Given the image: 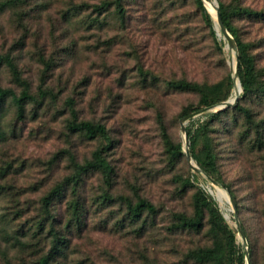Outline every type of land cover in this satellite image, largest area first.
I'll list each match as a JSON object with an SVG mask.
<instances>
[{"label":"rangeland","instance_id":"374dc122","mask_svg":"<svg viewBox=\"0 0 264 264\" xmlns=\"http://www.w3.org/2000/svg\"><path fill=\"white\" fill-rule=\"evenodd\" d=\"M214 1L232 11L264 82V0ZM212 28L216 39L195 0H0V54L12 58L34 98L22 120L10 98L0 109V264H34L48 254L52 264H197L189 253L212 247L208 216L199 230L181 221L193 217L198 188L236 247L264 264V96L241 102L247 114L233 109L237 101L212 120L225 109L185 124L187 132L209 121L219 184L233 194L246 247L232 205L220 208L184 152L168 153V143L183 151L179 114L199 101L179 82L222 83L219 96L232 97L230 50L213 19ZM0 88L20 93L3 66ZM68 99L76 120L104 126L106 139L68 130ZM97 150L109 178L97 170L77 175L76 164ZM139 199L155 210L133 220L128 209Z\"/></svg>","mask_w":264,"mask_h":264},{"label":"trees","instance_id":"16d2710c","mask_svg":"<svg viewBox=\"0 0 264 264\" xmlns=\"http://www.w3.org/2000/svg\"><path fill=\"white\" fill-rule=\"evenodd\" d=\"M195 1L200 10L203 21L211 29L212 35L214 39H216L210 15L207 13L201 0ZM217 4L220 11L221 21L229 34L233 37L238 50V79L241 84L242 92L238 99L237 106L233 109L241 110L247 114V111L242 110V107L240 106L241 102L258 94L264 96V82L258 80L260 74L256 70L254 58L249 53V47L240 39L237 29L232 24V11L221 2H218ZM107 6L106 3H103L99 6V10L102 11V9L107 8ZM1 66L6 68L12 82L20 88V93L17 95L12 90L0 88V109L6 102V99L10 98L15 106L16 118L22 120L24 118L26 104L34 99L29 93V85L22 78L19 69L8 54H0V67ZM177 88L179 90L195 92L199 95L198 106L196 108L191 106L183 108L179 114L182 118L191 115L192 112L199 109L222 103L228 98L227 95L224 97L219 96L223 88L222 83H217L213 86H199L196 83L179 82ZM38 91L41 97H45L48 93V88L45 87L44 89L41 87ZM66 104L72 116V121L69 122L67 126L70 132L83 134L89 139L107 138V131L104 126L86 121L78 122L76 120L74 101L72 99H68ZM226 110L227 109L210 115L208 119L212 120L226 112ZM208 119L198 124L194 130H187L189 151L192 159L207 175L212 177L218 183H222L218 176L211 139L206 136L209 124ZM201 138L202 146L201 149L197 151L196 147ZM261 144L262 143L260 142V145ZM182 152L179 143L175 145L168 143V153L171 158L177 159L181 157ZM75 167L77 169V175L97 170L100 171L104 179H108L112 172L109 163L103 157L102 152L98 150L93 153L92 160L87 161L82 165L76 164ZM229 192L233 195L230 190ZM235 205L238 209L237 204ZM154 210V207L150 203L141 199H139L133 206H129L128 209L129 215L133 220L139 219L141 214L145 211L151 213L154 212ZM205 213L208 216L212 247L190 252L189 257L191 260L197 264H244L245 255L243 251L235 245V234L229 230L217 205L204 193L203 190L199 188L196 190L193 196V217L187 220L183 219L181 221V226L186 229L199 230ZM249 257L250 264H253L251 260V252H249ZM53 259L52 254H48L42 256L34 264H52Z\"/></svg>","mask_w":264,"mask_h":264},{"label":"water","instance_id":"95a60500","mask_svg":"<svg viewBox=\"0 0 264 264\" xmlns=\"http://www.w3.org/2000/svg\"><path fill=\"white\" fill-rule=\"evenodd\" d=\"M207 13L210 15V17L212 18L211 14L209 13L208 9L206 8V5H205V2L206 1H209V0H201ZM215 3V16H216V20H214V25H215V31H216V35L217 36H220L219 34L221 33L222 36H223V40L227 43V46L229 47L230 50H232L234 53H235V66H234V69H233V74H232V82H233V86H235V83L237 82L238 83V86H239V90L237 92V94L235 95L233 101H230L229 99L218 104V105H215V106H212L210 108H205L199 112H196L194 114H191L189 116H186L182 122H181V132L183 133V136H184V148H183V152L185 154V157H186V160L187 162L189 163L191 169L195 172V173H201L203 174L207 180L212 184V185H215V186H219L221 187L223 190H225L229 196V199H230V203L232 205V211L235 213V216H234V219H235V223H236V226H237V229H238V233L241 235L242 237V240H243V245L246 247L247 246V242H246V239H245V235L243 233V230L241 228V225H240V222H239V219H238V216L236 214V207H235V204H234V201L232 199V196L228 193V191L226 190V188L219 184L217 181H215L214 179H212L211 177H209L208 175H205L200 169L199 167L195 164V161L192 159L191 157V154H190V151H189V141H188V136H187V132H186V128H185V124L190 121L191 119H193L194 117L200 115V114H203L204 112L212 109V108H215L216 111L217 110H223V109H226V108H231V107H234L240 97V94L242 92V88H241V84L239 82V79H238V64H239V60H238V50H237V46L235 44V41L233 40V38L231 37V35L229 34V32L227 31V29L225 28V26L223 25L222 21H221V18H220V11H219V7H218V4L216 1H214ZM213 19V18H212ZM195 165H194V164ZM245 258H246V263L245 264H249V252L247 251V248H246V252H245Z\"/></svg>","mask_w":264,"mask_h":264},{"label":"bare ground","instance_id":"6f19581e","mask_svg":"<svg viewBox=\"0 0 264 264\" xmlns=\"http://www.w3.org/2000/svg\"><path fill=\"white\" fill-rule=\"evenodd\" d=\"M212 1H206L205 5H206V8L208 9L209 13L211 14L213 20H216L215 7H214L215 3L212 2ZM222 38H223V36H222ZM226 48H227V50H230L228 46ZM229 57H230V59H229L230 60V62H229L230 66L232 67V69H234V66H235V53L232 50H230V56ZM238 90H239V86H238V83L236 82L235 86L233 87L232 97L229 99L230 101H233V99H234L235 95L237 94ZM209 191H210V194L214 197V199L219 204L220 208H222L223 210L226 211V209H228V206L231 205L229 196L226 194L227 192L225 190H223L221 187L215 186V185H213L210 188Z\"/></svg>","mask_w":264,"mask_h":264}]
</instances>
